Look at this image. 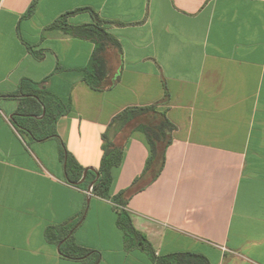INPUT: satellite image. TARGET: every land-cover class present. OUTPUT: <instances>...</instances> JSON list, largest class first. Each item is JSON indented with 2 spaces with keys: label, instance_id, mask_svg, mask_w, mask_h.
<instances>
[{
  "label": "crops",
  "instance_id": "1",
  "mask_svg": "<svg viewBox=\"0 0 264 264\" xmlns=\"http://www.w3.org/2000/svg\"><path fill=\"white\" fill-rule=\"evenodd\" d=\"M32 1L0 0V264H82L62 258L45 235L75 221L87 200L78 246L98 252V264H152L125 251L110 201L67 183L60 149L98 169L107 135L123 147L110 195L126 191L148 149L142 134L130 135L138 120L111 121L154 103L176 130L158 177L128 198L134 228L156 255L264 264V0H37L25 17ZM82 8L109 22L103 27L119 44L101 54L100 90L83 79L95 44L53 25ZM65 20L93 23L88 11ZM25 80L70 105L58 139L15 128Z\"/></svg>",
  "mask_w": 264,
  "mask_h": 264
},
{
  "label": "trees",
  "instance_id": "2",
  "mask_svg": "<svg viewBox=\"0 0 264 264\" xmlns=\"http://www.w3.org/2000/svg\"><path fill=\"white\" fill-rule=\"evenodd\" d=\"M36 4L37 0H33L24 14L25 17L33 13ZM78 11H88L92 15L93 23L79 26L68 25L65 20L66 17ZM106 23L109 22L99 18L90 8H82L62 15L53 24L54 26H60L67 35L87 39L95 44V51L91 57L89 67L83 70L84 81L94 90H100L99 80L104 67L101 58L102 52L108 46L119 45L117 40L104 29L103 25ZM117 24L121 25V23ZM35 55L37 57L41 56L40 53ZM33 85L35 84L25 80L19 88L18 94L21 98L19 99L20 107L17 113L21 118L15 122V128L18 132L28 133L36 141L50 138L58 139L56 123L61 116L69 113L70 105H64L56 101L47 91L34 89L32 88ZM168 96L165 89L162 103L168 101ZM158 106V103H154L146 106L128 107L118 113L111 121V124L117 123L122 128L132 119L138 120L139 123L131 130L130 135L142 134L148 149V157L143 173L135 180L130 189L115 196L110 195L113 181L112 170L121 164L123 147L116 146L105 134L102 135L103 154L98 169L81 167L62 146L60 158L65 167L66 181L79 188H89L91 186V194L113 204L117 216V227L124 235L125 251L138 250L144 253L152 264H210L205 256L191 252L156 255L146 237L134 228L130 215L126 210L128 198L133 193L144 189L158 177L164 166L165 151L172 143V133L176 130V126L168 120L166 110H160ZM84 174L86 176L83 180ZM138 180L147 181L144 182L143 186L137 187ZM86 213L87 206L75 221L50 227L47 229L45 236L48 243L59 247V254L62 258L77 260L82 264H98L100 254L78 246L73 238L75 230L82 223Z\"/></svg>",
  "mask_w": 264,
  "mask_h": 264
},
{
  "label": "water",
  "instance_id": "3",
  "mask_svg": "<svg viewBox=\"0 0 264 264\" xmlns=\"http://www.w3.org/2000/svg\"><path fill=\"white\" fill-rule=\"evenodd\" d=\"M85 176H86V174H84V176H83V180L85 179ZM91 195V186H89V188H88V196H90ZM88 205H89V201L87 200V210H88ZM59 247H57V249H58Z\"/></svg>",
  "mask_w": 264,
  "mask_h": 264
},
{
  "label": "rangeland",
  "instance_id": "4",
  "mask_svg": "<svg viewBox=\"0 0 264 264\" xmlns=\"http://www.w3.org/2000/svg\"><path fill=\"white\" fill-rule=\"evenodd\" d=\"M20 132V131H19ZM20 133H22V132H20ZM23 134V133H22Z\"/></svg>",
  "mask_w": 264,
  "mask_h": 264
}]
</instances>
